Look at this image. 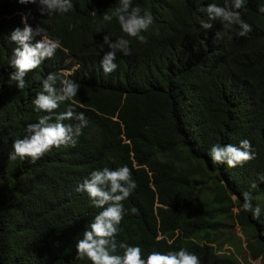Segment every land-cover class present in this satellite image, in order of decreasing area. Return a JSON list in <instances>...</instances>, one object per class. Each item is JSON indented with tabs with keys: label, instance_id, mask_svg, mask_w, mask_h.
<instances>
[{
	"label": "trees",
	"instance_id": "16d2710c",
	"mask_svg": "<svg viewBox=\"0 0 264 264\" xmlns=\"http://www.w3.org/2000/svg\"><path fill=\"white\" fill-rule=\"evenodd\" d=\"M224 2L133 0L155 17L143 33L147 43H140L115 17L103 20L119 0H72L69 13L51 16H41L35 5L0 0V264H91L76 258V242L99 209L76 188L94 170L123 165L138 186L124 207L137 211L125 215L119 241L139 245L145 257L183 247L201 264H242L221 251L222 243L215 246L212 235L238 224L250 258L264 263V183L258 179L264 174V0H247L242 18L252 31L245 37L238 36L239 26L225 29L219 21L201 28L208 4ZM29 10L28 22L47 28L66 51L28 73V86L19 90L9 79L16 47L9 36L23 27L21 14ZM104 35L129 39L132 48L130 56L117 55L111 74L101 67L109 50L100 48ZM68 52L74 58L67 62ZM49 73L80 85L75 111L88 126L75 147L53 149L36 163L12 161L14 140L44 114L33 100ZM243 139L255 160L236 168L212 163L213 144L239 146ZM245 191L260 206L259 219L243 210Z\"/></svg>",
	"mask_w": 264,
	"mask_h": 264
},
{
	"label": "clouds",
	"instance_id": "9594fccd",
	"mask_svg": "<svg viewBox=\"0 0 264 264\" xmlns=\"http://www.w3.org/2000/svg\"><path fill=\"white\" fill-rule=\"evenodd\" d=\"M17 2L24 6L35 5L41 16L56 13L64 15L74 7L72 0H17ZM246 4L247 0H225L223 6L216 3L208 4L207 21L201 20V28L205 31L210 30L213 27L212 22L219 21L225 29L239 26L241 30L238 36H247L252 31V26L242 18V10L246 8ZM260 11H264V8ZM30 16V10L22 13L23 27L15 28L9 36L10 41L16 45L10 60V66L15 71L10 74L9 79L16 82L19 90L28 86L26 82L28 73L35 72L46 60L54 58L57 50L66 51L62 41L53 38L47 28L40 24L33 27L28 22ZM114 17L127 37L134 38L140 43H147L143 33L148 32L155 23V17L150 11L143 10L139 5L133 6V0H119V6L111 14L107 12L103 14V20L106 22H111ZM220 36L221 33H217V37ZM36 37L40 39L36 40ZM105 45L109 50L101 59V67L105 74H111L118 67L115 63L117 55L130 56L132 48L129 39L121 37L112 41L107 35L103 37L101 50ZM73 58V54L68 52L65 61ZM76 66L73 65V68ZM73 68L59 70L70 74ZM42 89L43 91L37 93L33 104L37 112L44 114L39 117L38 122L26 126V135L23 138L14 140L13 151L9 154L12 161L27 158L31 163H36L52 153L53 149L75 147L78 138L83 134L82 130L88 126L84 113L75 111V106H79L76 97L80 85L77 82L49 73L42 80ZM62 104H67L68 107L66 111L58 112ZM71 120H77L79 123L75 125L64 123ZM208 155L214 165L226 164L228 168L242 167L257 158L256 151L247 139L241 140L239 146L213 144ZM258 179L264 183V174ZM137 187L132 170L127 165L114 170L108 167L94 170L89 178L77 186L76 191L86 193L91 206L99 211L83 232L82 238L76 242V258L90 261L91 264H201L200 258L194 252L183 247L178 251L170 250L166 253L153 250L145 257L139 245H130L117 239L122 231L120 225L125 215L129 211L132 214L137 211L134 207L130 210L124 207V201L130 198ZM251 187L256 188L257 184L254 182ZM242 196L243 210L250 213L253 219H259L261 208L258 204L253 205L251 193L245 191ZM233 199L239 198L233 196ZM120 250H123L122 254H119Z\"/></svg>",
	"mask_w": 264,
	"mask_h": 264
},
{
	"label": "rangeland",
	"instance_id": "374dc122",
	"mask_svg": "<svg viewBox=\"0 0 264 264\" xmlns=\"http://www.w3.org/2000/svg\"><path fill=\"white\" fill-rule=\"evenodd\" d=\"M212 235L217 240L215 246L222 243L221 251L226 255L235 256L242 264H264L262 261L250 258L246 248V237L238 224L229 229H217L212 232Z\"/></svg>",
	"mask_w": 264,
	"mask_h": 264
}]
</instances>
